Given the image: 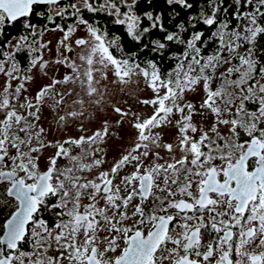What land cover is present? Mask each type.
<instances>
[{"label":"snow or ice","instance_id":"6c2138e0","mask_svg":"<svg viewBox=\"0 0 264 264\" xmlns=\"http://www.w3.org/2000/svg\"><path fill=\"white\" fill-rule=\"evenodd\" d=\"M139 3L0 0V209L8 210L0 264H264V0H165L190 13L171 30L180 12L141 15ZM101 15L112 19L100 23ZM17 22L23 32L8 36ZM49 33L60 34L54 58ZM109 73L121 91L142 78L154 95L141 103L152 113L112 105L116 124L131 117L136 134L88 179L82 173L106 162L108 121L56 143H46L39 121L46 104L62 109L69 96L79 107L59 115L60 124L102 106L106 88L98 85ZM37 74L48 83L29 96ZM198 88L199 110L185 101ZM204 110L213 117L207 129L193 122ZM168 125L175 141L161 143L156 130ZM48 147L56 151L42 170Z\"/></svg>","mask_w":264,"mask_h":264},{"label":"rangeland","instance_id":"374dc122","mask_svg":"<svg viewBox=\"0 0 264 264\" xmlns=\"http://www.w3.org/2000/svg\"><path fill=\"white\" fill-rule=\"evenodd\" d=\"M84 33L83 31H78L77 36H82ZM59 33L56 34H46L45 40H52L51 47L53 48V53L51 54V58H54L55 52V45L56 40L59 38ZM75 39V37H73ZM79 51V49H76ZM46 59L50 58V55L46 53ZM99 76V74H97ZM44 78V77H43ZM111 73H109L108 80L102 81L98 87L101 90H105L106 88V95H105V103L97 108L96 106L86 105L85 106V114L82 117H78L73 124V132L76 134L81 135H89L94 130H99L101 124L106 120L108 121L109 128H110V136L106 140L108 146L112 153L108 154L106 157V162L102 165L100 169H93L91 172H84L82 173L83 176L87 177L88 179H94L95 176L101 170H107L111 167L114 161L120 156L121 152H123L126 148L131 147L133 143V139L135 136V129L132 127L131 117H129L124 123L117 125L116 121L119 120V116L115 114L112 110V105H116L122 107L124 109H131V112L137 113L141 116V118L146 117L152 113V107L143 105L141 103L144 99H151L153 98V92L150 88H148L142 78L134 77V81L139 79L140 83L136 84L133 83L132 85L125 87L123 91H121V86L111 83L112 80ZM46 80V78H44ZM203 96L202 91L198 88L196 91L186 93L185 101L191 102L196 105L197 110H199V105L201 103V98ZM65 107V106H64ZM63 107V108H64ZM61 115V110L58 112ZM41 116H44L43 121L47 122V125L50 124V121L53 118V114L51 111L46 110L44 107L42 108ZM178 116H173V125L175 124L176 119ZM193 122L198 125V127H204L207 129L213 123V117L207 110H204L203 115H194ZM173 125H168L162 129H157L156 131H160L162 133V141L161 143H174L176 138V128ZM78 126H82L84 128V132L80 131ZM221 131L226 133V129L221 127ZM74 134V133H73ZM197 136L199 133L196 134ZM161 155L167 157L168 153L163 149H160ZM179 156V152L176 153ZM151 161V157L148 158L145 163H149ZM132 168L129 166L126 168L121 175L131 173ZM119 180L117 179L116 183ZM87 201H85L86 203ZM103 206V202L101 205Z\"/></svg>","mask_w":264,"mask_h":264},{"label":"flooded vegetation","instance_id":"af4514ba","mask_svg":"<svg viewBox=\"0 0 264 264\" xmlns=\"http://www.w3.org/2000/svg\"><path fill=\"white\" fill-rule=\"evenodd\" d=\"M36 22L42 23L43 21L42 20H38ZM18 23L19 22H17V24ZM15 26L9 27L6 30L8 36L15 37L17 34L23 32V28L20 25L21 28L17 32V34L15 35L14 34L15 32L13 31ZM19 60L21 62V66L24 67L25 64H26V60L24 59V56L23 55L19 56ZM66 71L67 70L65 68L61 67L59 69L58 75L62 76L63 74H65ZM3 79H4L3 77H0V83L3 82ZM46 83H48L47 79L44 80V78L41 75L37 74L36 75V79L31 84L28 85L29 91H28L27 95L34 96L36 94V91L38 90V88L42 84H46ZM68 87H72V86L69 85ZM73 99H74V97H72V96L66 97V101H65V104L62 106V109L53 110L52 108L48 107L47 104L44 106V108L46 110L51 111V113L53 114V118L50 121L49 125H47V122L43 121L44 116H41V119L39 121V126H43L45 128V130H46V135H45L46 143L47 142H50V143L63 142L64 140H67L69 137H78V136L81 135V134H76L75 132H73L74 121L69 120V122L66 123V124L58 123V116H59L58 112L60 110H61V115H63L64 112L68 111L70 107H73V108L79 107L78 105H74L73 104ZM78 127L80 128V126H78ZM93 132H94V130L91 132V134ZM91 134H89V135H91ZM103 147L105 148V161H106V157L108 156V154L112 153V151L110 149V146H108L107 142L103 145ZM55 151H56V149L54 147H48V148L43 149V151L41 153L40 161H39V164H40V167H41L42 170H44L46 168L49 158L53 156ZM76 151H78V150H74V153ZM58 163L66 164L67 161L66 160H61V161H58ZM7 211H8L7 209H0V221L3 220V217L6 215ZM131 211H132V208L130 207L129 208V214H131ZM45 215L47 216L49 214L46 213ZM128 223H131V221H129ZM104 235H105V233H103V232L100 233L101 238H103ZM204 239H205V243H206L209 239H211V237H205ZM110 255H114V254H110Z\"/></svg>","mask_w":264,"mask_h":264},{"label":"trees","instance_id":"16d2710c","mask_svg":"<svg viewBox=\"0 0 264 264\" xmlns=\"http://www.w3.org/2000/svg\"><path fill=\"white\" fill-rule=\"evenodd\" d=\"M138 7V12L139 14H143L147 11H152L154 12V14H162L165 16V18H168V17H171L172 16V7L175 8V10L177 12H180V16L179 17H176L175 20H172L170 22L167 23V27L171 30L173 29L174 27V24L177 22V21H183V20H186L190 13L187 12V11H183L179 8V6H168L166 3H165V0H152V3L151 4H148L145 2V0H140V3L137 5ZM191 14L192 15H195L197 14V10L196 9H193L191 10ZM112 18L110 17H107V16H104V15H101L100 16V23H106L108 21H110ZM143 23L145 25L149 24L150 22H148L146 19L143 21ZM107 26L111 27L113 29V31L117 32L118 34H120L121 36L124 35V33L126 32V27L125 26H117V25H112V24H108ZM199 27H203V25H199ZM20 25L19 23L15 26V28L13 29V31L15 32L14 34L16 35L17 32L20 30ZM157 35H160L159 33H157ZM128 40H130V38H126ZM129 50L131 51H135L136 48L134 45H129ZM171 53H169L170 55ZM163 65H164V68L166 69H170L172 67V65L170 64L169 61H163Z\"/></svg>","mask_w":264,"mask_h":264}]
</instances>
